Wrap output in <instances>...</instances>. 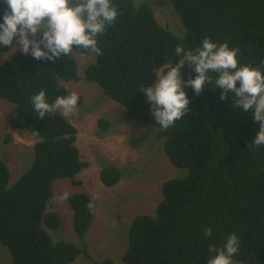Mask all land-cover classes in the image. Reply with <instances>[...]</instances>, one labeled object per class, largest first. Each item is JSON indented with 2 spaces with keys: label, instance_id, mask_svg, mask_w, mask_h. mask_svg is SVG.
Returning <instances> with one entry per match:
<instances>
[{
  "label": "trees",
  "instance_id": "obj_1",
  "mask_svg": "<svg viewBox=\"0 0 264 264\" xmlns=\"http://www.w3.org/2000/svg\"><path fill=\"white\" fill-rule=\"evenodd\" d=\"M119 15L114 25L98 37L102 55L77 73L70 54L55 62L37 61L20 51L0 64V99L15 105L10 126L28 131L34 138L33 159L28 170L8 186L9 168L0 157V243L8 249L12 264H71L81 249L66 240L54 241L50 231L60 225V214L48 211L53 182L75 176L88 167L75 144L76 128L56 111L41 119L31 97L46 91L52 104L67 96L61 81L85 80L97 84L109 98L126 109L140 126L156 129L165 138L164 151L174 167L183 172L161 186L162 199L153 215H137L128 228L123 264H207L227 237H239L236 264H264V146L250 149L259 131L252 113L236 108L231 94L220 99L215 73L197 96L185 88L189 111L167 130L150 115L141 86H151L157 71L175 64L177 45L194 50L204 38L238 48L240 65H251L264 73V0H113ZM173 5L179 27L161 26L155 17L157 5ZM7 10L0 0V22ZM0 45V54L10 50ZM73 51L87 54L82 48ZM92 55V54H87ZM182 78H195L185 66ZM239 86V82L237 83ZM78 105L81 104L79 97ZM101 126L107 121L101 118ZM122 171L101 168L104 186L117 184ZM93 196L75 192L67 199L72 230L81 240L97 210L86 205ZM212 229L206 237L203 230ZM84 252V251H83ZM101 264H112L107 259Z\"/></svg>",
  "mask_w": 264,
  "mask_h": 264
},
{
  "label": "rangeland",
  "instance_id": "obj_2",
  "mask_svg": "<svg viewBox=\"0 0 264 264\" xmlns=\"http://www.w3.org/2000/svg\"><path fill=\"white\" fill-rule=\"evenodd\" d=\"M134 1L140 3L143 0ZM154 12L161 26L169 29L179 27L170 3L157 5ZM16 51H19V46L14 44L10 50L0 54V64ZM71 54L78 64V76L82 77L84 68L94 62V56ZM61 84L68 95L75 92L81 99V104H77L71 115L65 116L61 110L57 112L76 128V145L88 167L75 176L80 181L79 185H73L69 178L53 183L54 195L47 210L58 212L61 221L59 227L49 233L54 241L73 242L81 249L71 264H101L107 259L112 260V264H123L122 255L127 249V233L132 220L137 215H153L162 199V184L183 171L170 162L163 140H155V129L140 126L128 118L126 109L103 94L95 83L80 80L61 81ZM14 109V104L0 99V157L10 171L8 186L28 170L35 144L28 131L10 126L9 119ZM101 118L108 123L104 128L99 125ZM105 165H113L122 171L117 184L107 187L101 183L99 173ZM65 191L69 196L75 192H86L97 201L96 213L82 240L72 230V213L67 200L60 203L55 199ZM0 264H12L8 249L1 243Z\"/></svg>",
  "mask_w": 264,
  "mask_h": 264
},
{
  "label": "clouds",
  "instance_id": "obj_3",
  "mask_svg": "<svg viewBox=\"0 0 264 264\" xmlns=\"http://www.w3.org/2000/svg\"><path fill=\"white\" fill-rule=\"evenodd\" d=\"M4 2L7 10L0 22V45L10 47L15 42L23 55L31 56L37 61L55 62L72 52L78 55L79 52L73 50L79 48L92 56L102 55V50L98 47V37L115 24L119 15L118 7L114 5L113 0H4ZM238 53V48L230 49L226 42L214 43L207 37L194 50H185L182 45H177L175 55L179 57L178 61L158 70L154 83L148 87L141 86L139 90L145 94L151 109L150 115L156 124L167 130L186 115L190 101L185 88L191 87L199 96L204 91L206 83H213L209 76L211 72L216 74L214 84L216 89L221 90L220 99L225 100L231 94L235 107L244 112L250 111L254 122L259 123V131L251 142L250 149L264 146V73L251 65H240ZM87 54L84 55L91 56ZM185 66L194 70L195 78L186 81L182 78L181 70ZM78 100V94L73 92L68 96H58L49 104L46 101L45 90L31 97L33 108L41 119L45 114L56 110H61L65 116L71 115ZM156 132L158 131L155 129V140L162 139L164 148L165 138L157 137ZM68 197L69 193L65 191L55 199L63 203ZM86 207L89 212L95 211V197ZM203 232L206 237L212 235L210 227L205 228ZM239 246V237L235 233L229 235L220 248L210 245L208 252L214 255L208 258L207 264H236L233 257L238 253Z\"/></svg>",
  "mask_w": 264,
  "mask_h": 264
}]
</instances>
